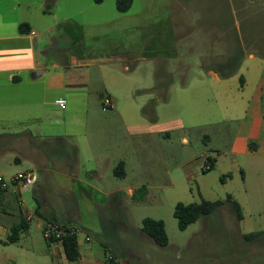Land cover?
Segmentation results:
<instances>
[{
    "label": "rangeland",
    "instance_id": "rangeland-1",
    "mask_svg": "<svg viewBox=\"0 0 264 264\" xmlns=\"http://www.w3.org/2000/svg\"><path fill=\"white\" fill-rule=\"evenodd\" d=\"M37 1L9 2L20 3L8 10L9 17L29 18L39 32L49 28L35 38L49 73L36 80L33 104L0 121V172L6 181L39 163L44 189L65 185L56 170L76 171L95 184L99 179L87 145L97 141L100 174L124 189L105 201L92 189L80 193L76 185V201L58 202L60 225L77 228L79 245L93 251L104 245L121 264H264V156L231 152L252 132L248 147L264 154V109L252 104L243 122L244 99L252 93L243 77L264 59V0H132L125 12L117 10L116 0H55L46 11ZM48 11L56 14V23L43 14ZM249 53L253 59L246 58ZM237 62L230 76L218 75ZM63 70L65 80L87 78L99 90V107L71 109L68 103L62 110L50 100L42 104L49 75L56 79L54 72ZM108 100L115 101L106 106ZM105 148L111 163L102 155ZM120 161L123 178L112 173ZM143 186L142 195L126 192ZM20 192L22 204L11 200L9 210L0 212V229L7 233L19 221L18 208L24 213L35 204L31 186H20ZM227 195L241 205L242 219L235 218ZM201 199L224 202L179 229L174 205ZM145 217L164 222L166 245L141 231ZM38 224L33 216L28 233L12 244H2L0 231V264H75L56 256L54 242L45 240ZM253 231L263 233L243 238Z\"/></svg>",
    "mask_w": 264,
    "mask_h": 264
},
{
    "label": "crops",
    "instance_id": "crops-1",
    "mask_svg": "<svg viewBox=\"0 0 264 264\" xmlns=\"http://www.w3.org/2000/svg\"><path fill=\"white\" fill-rule=\"evenodd\" d=\"M12 0H0V121H5L10 113H14L17 108L23 105L33 104L34 100L38 97V87L40 84L37 83L36 80L41 78L42 76L49 73L46 68L42 65L41 60L37 56L38 51V43L35 41V38L38 35H42V33L48 32L49 28H44L41 32H39L34 26L33 22L26 18L21 20L15 17L8 16V10L13 11L20 3H12L9 6V2ZM38 7L39 9H47L51 8L52 5L50 3H55V0H39ZM133 1H131L130 7L132 6ZM35 3V2H34ZM45 15H52V18L56 19V14L51 13V11L44 13ZM64 20L66 18L64 17ZM57 20L53 22L56 23ZM21 22L28 23L30 26V32L27 34H21L18 31V25ZM30 22V23H29ZM49 22V21H48ZM246 58L253 59L254 54L249 53L246 54ZM73 62H75V58L72 57ZM54 65V64H53ZM52 68H55L53 66ZM249 77L248 79L243 77V86L248 87V84L252 87V93L248 98L244 99L245 110H244V119L243 122L248 120L249 118V108L253 104V107H260L264 109V59H262L261 63L257 65L255 68L248 69ZM27 74L26 78L22 77L21 74ZM54 74L58 75L56 79L48 77L45 82V86L43 90L45 92L44 99L42 100V104L45 105L47 101H53L54 103L56 99L63 98L66 100V104L64 108H60L62 110L66 109L67 104L74 109L77 105L80 106H88L95 105L99 107V97L100 92L96 90V88H91L89 83L86 80H80L79 82H73L70 79L63 78L65 74V70L60 72H54ZM207 74L215 80L216 83L221 82L220 77L212 70H208ZM50 91H54L50 93ZM112 98V97H111ZM31 102H29V100ZM115 101V100H111ZM37 103L38 100H36ZM57 105V104H56ZM16 108V110H14ZM85 111L84 108L81 109V114ZM87 112V109H86ZM93 120L96 119L97 115H93ZM262 118L260 121V127L256 133L257 138L259 137V132L261 129ZM6 130V129H4ZM92 137H97V133H92ZM255 137L251 132L250 136H247L245 139L241 141H237L232 146V153H241L252 156H264L263 153L258 152L257 150H253L248 147V144ZM113 136L110 137L113 142ZM90 144V146H89ZM88 146V151L91 154V158L94 161L93 166L96 171V176L99 179V182H95L92 184L87 180L83 179L81 176L78 177L76 171L70 172H62L56 170L58 176H63L66 180L65 185L61 188L55 189L56 191L47 190V188H42L44 181L46 180L44 177V168L41 164L37 163L38 166L30 167L29 169H34L38 173V180L35 185L32 187V192L35 197V204L32 207L27 206L25 212L22 213L25 218L32 219L33 216L41 220V224H38L41 231L46 225L45 218H55L57 219L59 225L58 215H56L55 210L58 207L60 201L71 202L76 201L72 196H77L76 185L80 188V193L87 192L88 189L95 190L96 193H99L103 200H107L108 198H115L123 192L124 186H120L118 181L109 177L108 175L100 174L99 167V158L97 156V150L100 148L99 142H90ZM109 154L108 148H105V152L102 154L111 163V159L107 156ZM78 155H81V151L79 150L76 154V158ZM114 168V167H113ZM19 172V171H18ZM113 173V169H112ZM0 174H2L0 172ZM3 175V174H2ZM114 175V174H113ZM115 176V175H114ZM125 176V175H124ZM123 176V177H124ZM117 177V176H116ZM121 177V178H123ZM120 178V177H117ZM63 179V178H62ZM63 183V182H62ZM82 192V193H83ZM126 192L132 196L133 189L131 187H127ZM16 199V203L22 204L23 200L21 198L20 186L16 185L11 187L10 189L7 187L5 191L0 194V212L6 213L11 207V200L14 201ZM39 204V210L42 213L41 216L36 214V206ZM68 209H71L70 206H67ZM21 212V208H18V213ZM19 218V214H18ZM29 220V223H30ZM69 225V224H68ZM72 227L71 225H69ZM1 228V226H0ZM3 235L6 237L7 229H0ZM28 230L25 232L27 234ZM19 241V240H18ZM17 241V242H18ZM78 241V240H77ZM16 243V242H15ZM2 244H4L2 242ZM12 244V243H9ZM6 245V244H4ZM55 248L56 256L61 259L62 256L64 258V262H68L65 254L62 249V245L60 243H52ZM80 257L75 264H105L104 259L106 255V249L104 245H99V247H94V251L86 247L84 245H79ZM62 252V253H61ZM60 264H64L61 262ZM67 264V263H65Z\"/></svg>",
    "mask_w": 264,
    "mask_h": 264
},
{
    "label": "trees",
    "instance_id": "trees-1",
    "mask_svg": "<svg viewBox=\"0 0 264 264\" xmlns=\"http://www.w3.org/2000/svg\"><path fill=\"white\" fill-rule=\"evenodd\" d=\"M93 1L95 3H100L103 0H93ZM131 1L132 0H116L117 10L121 12L127 11L130 7ZM47 9H48V5H47ZM47 9H44V11H46ZM18 31L21 34L29 33L30 32L29 24L25 22L19 23ZM240 52L241 53H239L238 56L241 58L242 51L240 50ZM233 64L234 63L229 65V68L226 67L224 71H219L218 75L223 78L230 76L237 69L239 62H237L235 66ZM216 72L218 73L217 70ZM263 80H264V73H263ZM211 166H212V162L210 163V167ZM113 174L120 178L125 175L124 164L122 161L118 162L115 165V167L113 168ZM224 176L225 175H223L221 179H223ZM4 191L5 189H2L0 187V194H2ZM145 191H146L145 186L139 187L136 190H133L132 196H135V194L142 195L143 192ZM226 200L230 203V206L234 211L235 218L237 220L242 219L243 214H242L241 205L235 199H233L231 195H227ZM223 202L224 201L221 199H215V200L201 199L200 201L190 202V203L177 202L174 205L173 216L177 220L178 228L185 229L190 223L198 220L199 218L205 215H208L212 211L219 208L223 204ZM39 208H40L39 204H37L36 214L41 216L42 213L40 212ZM29 220L30 219L25 218L22 212H20L19 221L9 227V232L7 233L5 239L2 242L4 244L17 242L20 238V235L28 230ZM45 220L47 223L59 224L57 219L55 218L52 219L45 218ZM60 226L63 227L66 231H67V227H69L68 225H64V224ZM66 231L57 238L55 237L49 239L45 237L44 238L48 243H52V242L60 243L62 245V249L66 259L69 261H77L80 257L77 235L76 233H68ZM141 231L144 234H146L148 237H150L159 246L166 245L168 239L165 230V224L161 219H154L151 217L143 218ZM262 233H263L262 231H253V232L245 233L243 235V238L245 240H253L255 238H258ZM104 262L105 264H121L117 255L113 253L109 255L106 254Z\"/></svg>",
    "mask_w": 264,
    "mask_h": 264
},
{
    "label": "built area",
    "instance_id": "built-area-1",
    "mask_svg": "<svg viewBox=\"0 0 264 264\" xmlns=\"http://www.w3.org/2000/svg\"><path fill=\"white\" fill-rule=\"evenodd\" d=\"M55 103L57 104V106L59 108H64L65 104H66V100L63 98H58L55 100ZM106 106H111V101L108 100L105 104ZM38 180V173L36 170L34 169H28L25 171H20L17 172L15 175L9 177L8 182L13 185V186H33L36 184ZM6 181V179L3 177L2 174H0V187L2 189H6L8 187V183ZM30 219V218H27ZM65 229L63 227H61L59 224L56 223H47L43 229H42V233L43 236L47 239L52 238V237H59L61 234L65 233ZM68 233H76L77 232V228L74 227H67V231Z\"/></svg>",
    "mask_w": 264,
    "mask_h": 264
}]
</instances>
